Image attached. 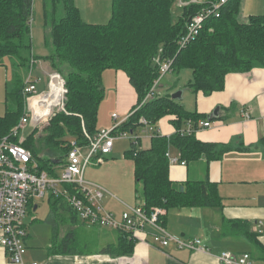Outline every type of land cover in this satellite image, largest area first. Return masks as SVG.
<instances>
[{"label":"trees","instance_id":"trees-1","mask_svg":"<svg viewBox=\"0 0 264 264\" xmlns=\"http://www.w3.org/2000/svg\"><path fill=\"white\" fill-rule=\"evenodd\" d=\"M42 1L45 23L51 24V52L41 60L63 78L66 100L64 111L56 112L41 133L31 129L23 137L21 144L30 151L39 171L55 176L54 168L66 164L69 139L83 146L87 144L85 134L96 135L98 107L105 96L102 74L106 70L121 71L135 92L136 105L117 131L138 135L144 127L140 119L154 127L164 117H171L175 128L170 137L153 131L147 149L139 148L137 141L124 152L133 162L134 179L139 186L136 193H141L145 210H164L159 218L163 227L165 213L170 209L220 207L215 184L172 182L166 156L174 148L184 162L202 156L208 161L221 159L229 148L202 143L196 139L195 132L180 134L188 121L195 129L198 121L210 117L187 112L180 99H171V94H158L146 102L144 99L158 78L157 60H171V72L176 75L183 70L191 71L186 88L204 95L222 91L228 74L264 69V15L249 16L242 22L241 0H227L215 13L214 6L219 0H198L181 7L175 17L172 10L176 0H111L109 21L93 25L81 20L74 0ZM32 5L33 0H0V59L13 58L17 67H23L29 60L31 65L37 61L31 46ZM200 14L204 21L198 36L178 48V40L185 34L190 20ZM14 76L17 78L18 73ZM24 86L25 83L17 80L7 93L12 102L0 117V140L10 135L24 114ZM13 141L17 142L18 137ZM66 188L75 193L70 186ZM51 209L52 214L62 211V218L71 227L76 226L78 218L66 200L53 197ZM232 225L243 227L241 232L254 240L255 236L248 233L249 224L233 222ZM118 236L116 244L106 246L101 252L114 258L132 255L136 240L120 231ZM73 241V231L69 230L56 238L48 253L75 254L78 250L72 247Z\"/></svg>","mask_w":264,"mask_h":264},{"label":"crops","instance_id":"crops-1","mask_svg":"<svg viewBox=\"0 0 264 264\" xmlns=\"http://www.w3.org/2000/svg\"><path fill=\"white\" fill-rule=\"evenodd\" d=\"M195 2L198 0H176L174 10L177 13L179 11L180 14L181 7ZM74 4L84 23L102 25L106 24L102 23V19L106 17L107 22L110 19V2L107 5L106 11L108 12L105 13V16L103 14L105 9L102 10L101 15L95 6L88 5L86 2L84 4L83 0H74ZM246 9L247 1L242 3L241 0L240 20L242 22H245L249 16L264 15V9L254 10L245 15ZM98 14L100 15L97 16ZM90 15H94V17H90ZM39 69H43L44 76L49 74L44 67H39ZM30 76L31 74L26 77L25 82L29 79L32 80ZM189 77L184 82L180 83L178 79V82L167 84V86H160L159 83L160 87L158 86L157 93L165 95L181 91L179 102L187 112L210 117L204 121L210 122L211 126L196 131V139L202 143L226 147L229 150L223 153L219 160L208 161L205 156H202L196 161L184 162L180 160L178 151L170 148V157L179 162L169 166V178L174 183L209 181L215 184L221 205L214 208L170 209L165 213L163 228L170 235L182 240L191 238L201 240L203 249L198 251L178 249L174 243L169 244L166 248L158 249L149 244V236L146 237V241H142L144 236L137 234L140 239H136L132 255L114 258L101 251L108 245L116 244L119 236L113 235L111 230L104 229V232L96 233L95 239L100 240L96 250H82L72 255L50 254L48 253L50 243L44 242L42 246H37L34 241L28 242L29 238H27L26 263L221 264L218 257L227 252L235 257L247 254L249 256L248 264H264V69L254 68L246 73L228 74L225 77L223 90L210 95H204L202 92L194 94L189 91L186 88L190 81ZM36 80L40 82L38 78ZM102 84L105 87L104 92L108 93V102L110 101L111 104L110 123L104 121V112L101 113L103 105L101 104L96 124L97 130L111 127L112 114L117 116L121 114L123 117L120 120L128 117L130 113L126 114V112L132 101L126 75L121 71H104ZM171 120V117L162 118L154 126L155 131L165 137L173 135L175 128ZM182 128L185 129L186 125ZM138 135L140 137L139 148L147 149L150 145V133L146 129H142ZM144 140L147 143H144ZM113 150L104 161L113 157ZM123 162L126 161L123 160ZM181 162L185 164L181 165ZM126 163L129 166H125V171L121 169L123 180L130 177L133 168L132 161ZM91 167L98 168L99 165ZM94 179L99 182L97 186L106 192L103 200L104 209L117 219L128 207L142 204L141 202L136 203L137 193L135 201L132 200L127 184V188L117 185L108 188L97 178ZM30 206L34 213L39 209L37 204H30ZM233 222L249 224L248 233L251 237L255 236L254 240L247 237L248 234L241 232L243 227L232 225ZM260 222L262 223V234H258L256 228ZM85 227L88 228V226H83L82 229ZM0 264H9L1 247Z\"/></svg>","mask_w":264,"mask_h":264},{"label":"built area","instance_id":"built-area-1","mask_svg":"<svg viewBox=\"0 0 264 264\" xmlns=\"http://www.w3.org/2000/svg\"><path fill=\"white\" fill-rule=\"evenodd\" d=\"M226 1L219 0L218 4L214 6L213 13ZM203 21L204 16L202 14L190 20L185 34L178 40V48L185 47L198 36ZM156 63L159 67L158 78L154 81L144 102L152 100L158 95L157 88L160 81L164 76L171 73V60L164 62L157 60ZM53 82L59 86L56 91ZM38 83V80L32 81L30 79L25 82L22 93L25 100L24 114L10 135L0 140V247L6 255L8 263L40 264L25 262L28 233L24 225V218L30 203L45 197L49 198V196L66 200L78 220L87 226L115 229L128 234L129 238L134 240L140 239L137 234L144 236L142 241H146V237L149 236V244L158 249L166 248L169 244L174 243L178 249L202 250L201 240L196 238L182 240L164 230L159 221L160 216L164 214L162 209L152 208L147 212L142 203L135 207H128L117 219L103 207L106 192L101 187L85 181V170L88 167L102 164L104 158L112 152L116 141L129 139L137 143L140 140L139 135L117 131L129 116L120 120L116 114H112L113 125L110 128L98 130L93 137L85 134L86 145H78L72 139L69 142L70 149L67 153L66 164L62 166L63 171L59 177L39 171L32 154L21 144L23 141V137H20L21 131L26 126H31L34 129L44 127L48 125L56 112L64 111L66 89L63 78L57 73L49 75L46 91L38 92ZM39 110H44V112L41 113ZM139 122L144 126L142 129H146L151 137L155 131L154 127L147 124L144 119H140ZM210 126V122L201 120L198 121L197 127L194 129L188 121L186 128L181 130L180 134L189 135ZM17 137L18 141L14 142L13 139ZM166 156L170 165L179 162L170 157L169 152ZM184 164L181 162V165ZM66 186H70L75 193L71 194ZM256 228L258 234L263 233L261 222L256 225ZM248 259L247 254L235 257L227 252L218 257L221 264H248Z\"/></svg>","mask_w":264,"mask_h":264},{"label":"rangeland","instance_id":"rangeland-1","mask_svg":"<svg viewBox=\"0 0 264 264\" xmlns=\"http://www.w3.org/2000/svg\"><path fill=\"white\" fill-rule=\"evenodd\" d=\"M83 1L84 4L86 2V4L88 5L92 4L93 6H95V9L99 10L100 14L102 13V10L105 9V12H103L104 16L106 15L105 13L108 12L106 11V8L108 3L110 2L109 11L111 13V0H83ZM244 1L245 0H242V3H244ZM246 1H247V9L245 11V15H248V13L254 10L261 11L264 9L263 8L264 0H246ZM172 12L174 13L173 14L174 17L179 14V11L177 13V11L174 10V8ZM100 14H98L97 16H99ZM90 17H94V15L92 16L90 15ZM56 18H58V16ZM102 21H103L102 23H107V18L105 17L104 19H102ZM93 25H99V24H93ZM30 26H31L30 30H31L32 56L35 57L37 60L34 66L31 65L30 60L23 67H17L15 64L16 60H14L13 58L4 57L0 59V117L4 116L7 109L11 106L12 101L8 97L7 93L10 91V89H13L17 80L24 83L26 77H28L31 74L30 77L32 78V80H36L37 78L40 80V82L37 85V90L38 92H42L48 89L47 83L49 81V75L56 73L50 68L48 62L44 63V61L41 60V58L48 56L51 52V38H50L51 24L50 22L45 23V19L43 16L42 0H33ZM39 67H44L49 74L44 76L42 74L43 69L41 70L39 69ZM16 72L18 73L17 78L14 76ZM188 77L189 79H191V71L189 70H183L180 73H178L177 76L171 72L167 74L165 77H163V79L160 81V86H167V84H173L175 82H178V79L179 82L181 83L186 81ZM127 83L129 84L128 86H130L132 101L126 114L130 113L131 109L136 105V95L128 81V78H127ZM103 88L105 87L103 86ZM108 97H109L108 93L105 91V96L98 107L97 119H98V114L100 113V107L103 105V107H101V113L103 114L104 112V121L110 123L109 117H110L111 104L110 101L108 102L109 100ZM122 117L123 116L121 114H118L119 119H121ZM113 123L114 122L112 121V125ZM46 126L41 128L36 127L35 129L38 130V133H41ZM31 129L34 128L31 126H26L21 131L22 136L20 135V137L22 138L28 136V134L31 132ZM69 141H71V139H69ZM144 141H145L144 143H147L146 140ZM131 143L132 140L129 139L116 141L112 155L113 157L108 159L107 161H104L101 165H99L98 168L88 167L86 169V173L84 177L85 181L98 185L97 183L99 182L94 179L97 178L102 184H104L108 188H113V186L116 185L120 187H125L127 184L129 186V192L131 193L132 200L135 201L137 196L136 190H139V186H137L135 183L134 166H132L133 167L132 172H130V177L127 178V180H123L122 178L123 176L121 173V169L125 171V166L126 167L129 166V164L126 162L131 161L124 156V152L129 150ZM106 157L104 159H106ZM123 160H125L126 162H123ZM62 171H63L62 164L54 168V173L56 177H59L62 174ZM128 186H126V188ZM115 191H117V189H115ZM48 199L51 200L50 204L48 203ZM52 202H53V197L50 196L49 198L45 197L43 199L34 200L32 204H37L39 206V209L36 213L32 211L31 207L28 208L26 217L24 218V225L27 228V233L29 236V237L27 236V238H29L28 242H30V240L31 242L34 241L35 245L37 246H42L44 242L50 243L51 245L56 243V238L59 239L60 237H63L66 233H68L69 230H72L74 237L72 247L74 249L78 251L96 250L99 247V243H100V240L98 238L95 239L96 233L98 234V232L100 231L102 233L106 228H99L97 226H91V227L88 226V228L85 227L84 229H82L83 226H87V225H85L78 219L76 222V226L71 227V225L62 218V211L61 212L56 211V213L52 214V209H51ZM140 202L141 203L143 202L141 193L138 194V200H136V203H140ZM108 230H111L113 232L112 233L113 235L115 236L118 235L117 233L118 231H116L115 229H108ZM28 242L26 243L27 245Z\"/></svg>","mask_w":264,"mask_h":264},{"label":"water","instance_id":"water-1","mask_svg":"<svg viewBox=\"0 0 264 264\" xmlns=\"http://www.w3.org/2000/svg\"><path fill=\"white\" fill-rule=\"evenodd\" d=\"M180 98H181V91H177V92L171 94V99H173V100H178Z\"/></svg>","mask_w":264,"mask_h":264},{"label":"bare ground","instance_id":"bare-ground-1","mask_svg":"<svg viewBox=\"0 0 264 264\" xmlns=\"http://www.w3.org/2000/svg\"><path fill=\"white\" fill-rule=\"evenodd\" d=\"M53 87H54V90L56 91L58 88H59V86H58V84H56L55 82H53ZM41 113H43L44 112V110H39ZM38 111V112H39Z\"/></svg>","mask_w":264,"mask_h":264}]
</instances>
